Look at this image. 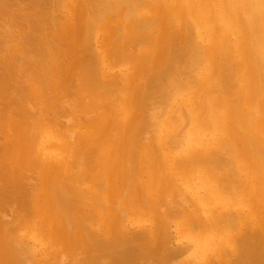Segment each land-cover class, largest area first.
<instances>
[{
	"label": "bare ground",
	"instance_id": "6f19581e",
	"mask_svg": "<svg viewBox=\"0 0 264 264\" xmlns=\"http://www.w3.org/2000/svg\"><path fill=\"white\" fill-rule=\"evenodd\" d=\"M60 2L66 10V15L63 16L67 28L78 32V39L82 45L86 42L87 50H79L80 48L76 47L77 38L75 36L70 37L67 35L68 33L64 32L62 40L57 35L59 36L58 44H65L70 50L85 51L86 53L83 55L80 52L71 56L74 63L84 64V70L81 68L82 71H80V73H84L78 77L79 94H76L83 99V106L80 104L82 100L78 102L76 98L74 99L76 95H65L61 82L63 77L60 78L59 75L46 74L48 76L46 77L49 78L48 81L44 76L39 78L36 76L37 80L35 74L28 78L29 80H24L23 77V85L20 84L22 83L21 78L18 77V75L22 76L19 74V70L22 72L21 69L33 67L39 56L44 57L47 72L51 68L56 70L59 68L55 53H47L45 50L48 51V43L50 44L47 34L52 26L57 24L58 16H54L55 9L53 8ZM24 3L26 2L22 3L19 0H0V71L5 72V74L0 72V132L10 133L14 129H20L21 125L15 123L13 119L20 115L21 118L23 117L21 120L24 123L26 118L24 116L27 114V122L25 121L24 124L32 126H28L31 131L28 133L29 128L26 125L22 126L25 131L20 132L19 139L25 133L27 136L30 134L34 144L32 145L31 142V147L36 148L35 144H38L41 139L47 136L49 138L53 135H61L65 139L60 141V144L64 146L63 151L72 156H79L80 158L77 157L79 161L76 163L74 161L73 164H77L74 165L76 167L79 165V169H81V164L83 169L79 172L76 171L78 174L74 175L76 168L72 166L75 169L73 168L74 172L72 170L71 172L67 161L56 164L55 162L51 163L52 157L44 158L46 164L52 166L51 174H43L42 179L40 175L37 176V180L41 179L45 185L44 190L40 191L39 196L36 192H30L36 190L37 186H32L34 189L31 190L30 185L28 188L30 191L27 193L25 187L31 183L26 180L33 178L32 176L27 177L29 174L25 176L26 173L23 170L20 171L25 160L20 161L19 153L27 146L21 145V141H18L16 137L12 138L14 141L12 139L11 141L9 139L7 143L5 141L4 146H1L3 142L0 140L2 143L0 145V150L2 148L0 154V229H2L0 231V264L40 263L34 256L36 247L28 239L26 231L19 233L20 226L16 229L18 223H25L20 218V222L18 219L16 224L18 216L15 215L19 214L20 217L23 207L20 213L18 210L16 211L18 206L15 209V215L13 214L14 207H12L16 202L20 204L31 195L36 196L38 200L41 197L42 200H46L45 202L52 200L59 212H63L62 220L66 218L64 220L66 222L67 218L71 217L70 223L73 226L76 224L74 225L72 219L77 223L89 220L96 223L101 222L103 218L97 210L101 209L100 205L103 203L112 209L114 207L117 213L122 215L123 220L117 225L109 226L107 224L103 231L101 229L100 232H96V230L92 236L89 234L91 238L89 235H84L95 240L101 250L109 253L115 251V258L107 256L108 252L96 255L90 252L88 258L85 256L86 262L134 264L136 257L141 255L143 257V254L148 253H160V255L167 256L166 258H175L176 260L184 251L192 249L194 250L193 259L199 264H264V100L261 101V98H264V0H174L171 3L166 0H31L30 7L33 11L29 10L28 13L25 11L26 9L24 12L16 8L15 4L23 6ZM28 3L29 0L27 5ZM142 8L144 9L141 10ZM81 10L82 13L76 16V13ZM72 11H75L74 14L71 13ZM7 16L9 20H7ZM101 20H106V23L100 29ZM110 25L114 26L110 27ZM99 31H105L104 41L100 48L88 49L91 48V46L88 47V43L93 40L92 38L99 36ZM52 36L54 37V35ZM4 42L12 44L11 50L3 51V48L6 47L2 48ZM145 45L152 47L153 57L146 58L151 56L148 55L150 52H147V55L144 53L146 56L142 53L143 48H146ZM92 46L94 45L92 44ZM92 52L93 54H90ZM91 55H94L93 60ZM163 58L167 59L161 62ZM134 60L139 61L132 64V67H128L126 73L123 72L126 74L125 77L119 73L120 77L114 76L116 80H108L116 71L114 68L117 65L134 63ZM155 81H160L161 86L165 85L164 81L167 84L163 87L165 89L164 96L159 99L161 103L158 102L155 105L159 111L156 110L155 115H153L155 112L153 111L150 115L151 110H147L148 105L152 110L155 106L152 107L149 103L154 95L150 91L149 85L153 86ZM7 85L13 89L10 93L8 91L9 94L6 93ZM233 88H238L240 95L237 94L238 97H233L235 100L230 101L228 95H231L229 92H232ZM189 90L190 92L184 97V94ZM59 94L61 96H56ZM122 94L127 96L120 97ZM62 95L65 98L68 96L72 98L69 100L68 97L65 100ZM53 97L55 99L58 97L57 101L54 99L55 102H58L57 106L63 103V100L67 102H64V106L72 101L74 108L70 103L68 106L71 109L68 106L63 109L62 104L60 109L63 111L68 109V112L73 111L74 113L77 110L82 111L81 116L84 119L79 117L82 122L89 116L95 121L102 119L103 125L99 129L100 132L96 130L95 136L90 134V129L95 124V121L92 120L88 122L86 129L76 128V123L73 124L72 120H78L80 113L77 112L78 114L75 113L74 116L73 112L70 113L73 118L75 117L74 119H70V117L68 119L70 114L66 115L67 119L64 118V113L68 112L58 109L59 106L57 108L52 100ZM91 98L93 103L90 102L92 104L90 106L87 102ZM106 98L108 101L104 100ZM180 98L183 102L182 106L175 105L178 102L176 100ZM50 99L55 106L51 105L50 107ZM85 99L88 100L87 107L86 103L84 104ZM75 100L78 104L77 110L74 111L76 109ZM78 100L80 99L78 98ZM133 100L135 104L132 103ZM147 101L148 105H146ZM107 102L120 104L121 108L117 111V117H124V123L113 135L114 137L111 136L110 131L112 132L118 124H116V120L112 121L114 113L106 105L103 106ZM109 104L108 106L111 105ZM49 107L51 111L48 110ZM52 107L56 108L55 112L54 109H51ZM28 109L32 113H28ZM211 109L213 112L209 113ZM249 109L251 110L248 112ZM56 110L58 113L59 110L61 111L60 117L64 116L62 119L58 115L59 120L65 122L66 129L58 127L57 124H60L61 120L56 119L58 114H55ZM89 111L94 118L88 114ZM168 112H170V116L167 115L169 117L165 118L163 122L161 119L159 123V116L156 115ZM83 113L89 116L82 115ZM148 117L157 122L155 121V123L153 120L154 123H152L151 118L148 120ZM207 117L210 121H207ZM28 119L30 120L28 121ZM40 120L41 123L38 122ZM176 125H179L180 129H176ZM212 126H216L215 136H212L213 139L206 143L204 141L207 135L214 129ZM13 127L16 128L12 129ZM222 130L227 134V137H223L225 139L216 134L217 131L222 132ZM104 136H106V141ZM180 136L183 140L185 137L189 139L190 150L193 154L198 155L199 152V156L205 155L207 158L203 161L199 159L198 163L178 162V160L174 163H166L165 159L174 148L182 143L178 141ZM99 137H104L105 142L108 139L109 142L110 138L113 141L108 148H100L97 142ZM99 141H103V139ZM221 141L226 145L220 144ZM94 144L96 145L94 146ZM58 148L59 145L54 140H49L42 144L40 150L44 155V152ZM32 150L34 151V148ZM32 150L30 148V155ZM190 150L185 148L183 153L189 152L190 154ZM150 151L152 155H154V151L159 153L158 160L161 164L156 167H153L155 162L153 163V159L150 158ZM93 153L94 155L99 154L103 159L108 157L109 164L115 168L114 173L110 170L107 171L108 167L102 166V157L100 158L99 155L93 157ZM72 156H70L71 159ZM33 157L34 152L29 156L30 159L26 160L28 169L29 165L33 166L31 165L34 161L31 160ZM154 160L156 161L155 158ZM35 162L38 164L37 161ZM79 162L81 163L79 164ZM201 164H203L202 167H200ZM37 168L39 169V167ZM32 170H30L31 174L34 172ZM164 170L169 171L172 179L181 184V188L188 181H198L203 184L204 190L207 191L204 194L206 202L215 206L214 212L211 214L214 224L211 222L212 218L208 220L205 217L206 214L202 208L200 210L204 216L198 212L199 210L195 211L191 205L187 207L189 209L191 207L193 212L184 208L186 203L183 201L184 207L179 204L175 205L177 202L173 204V207H169L173 197L178 195L177 199H179L181 192L179 193V189H175L176 193H173L174 190L169 191L170 188L164 189L162 185L158 184L156 173ZM20 172L25 175H21ZM98 173L104 175L103 181L102 177H98ZM83 178L84 180H82ZM220 181L224 183L222 187H219ZM83 182L88 185H82ZM38 185L40 186V184ZM79 185L84 190H78ZM185 185L194 190L195 195L199 197L200 192L194 182ZM181 188L180 191H182ZM50 189L54 190L53 196L48 195L50 192L47 193ZM156 193L171 196V200L169 198L166 202V204L170 202L169 206L167 205L169 208L163 205L166 198L162 196L161 198H164L165 201L160 202L159 199L160 204H155V207L145 202L150 207L159 208L158 211L146 208L147 215H145L143 214L144 210H136V205L140 200L145 201L148 194ZM180 196L183 198L182 195ZM187 199L184 201L187 202ZM90 202L92 205L96 204L94 206L96 209ZM152 202L154 204V201ZM53 203L50 202V205ZM10 204L12 206H9ZM188 204L190 203L188 202ZM87 205L92 206L93 212H91L92 208L87 211ZM163 206H166L167 209H163L165 208ZM26 207L28 208V206ZM10 211H13L11 212L13 216ZM67 211L70 214L69 217H67ZM59 212L58 216L61 213ZM26 215L27 218L31 217L30 213ZM11 219H15V223L12 222L16 226L9 224ZM117 219L119 218L117 217ZM136 219H139L142 225L146 224L148 219L155 220H152L151 227L146 224L145 228L129 230L127 223ZM176 221L180 224V227L177 226L179 238L187 239L188 241H184L186 244H182L181 241L174 244V238L169 229ZM68 225L71 224L68 223ZM199 226L200 228L204 227V230L198 229ZM69 228L71 227L68 226L67 230ZM80 228L78 229L80 230ZM171 228L173 229V227ZM167 229L169 231L161 239L160 244L147 248L148 243L156 240L155 238L153 240V236L162 234ZM42 230L41 234L43 235L46 233L45 225ZM87 230L83 232L86 234ZM88 232L91 233L89 230ZM65 238L68 243L72 240L68 235L64 236ZM79 248L78 251H80ZM95 249L96 247H94ZM230 250L232 255L238 253L235 259L234 257L227 258ZM226 252L227 254H225ZM65 253L67 254V252ZM25 255L27 256L25 257ZM61 258H63L62 255L59 259L62 264L67 261L65 257L66 261ZM74 258V261L77 260L78 255ZM79 260L73 263L78 264ZM54 262L53 260L52 263L47 262V264ZM189 262L186 264H194Z\"/></svg>",
	"mask_w": 264,
	"mask_h": 264
},
{
	"label": "rangeland",
	"instance_id": "374dc122",
	"mask_svg": "<svg viewBox=\"0 0 264 264\" xmlns=\"http://www.w3.org/2000/svg\"><path fill=\"white\" fill-rule=\"evenodd\" d=\"M14 1V0H13ZM20 2H26V3H24V5L22 6H17V4H15L16 5V8L18 9V10H20V11H24L25 9V11H27V13H28V11L30 10H32L33 11V9L30 7L31 5H30V3H31V0H29V3H28V5H27V2H28V0H19ZM168 3H171L172 1H174V0H166ZM27 6V7H26ZM23 7V8H22ZM64 7V6H63ZM63 7H62V2H60V3H58L56 6H55V8H53V9H55L54 10V16L55 17H57V24L55 25V26H52V28L50 29V31L48 32V34H47V37H48V39H49V41H50V44L48 43V46H49V49H48V51H46L45 50V52H53V53H55V57H56V59H57V61H58V64H59V68L56 70V69H54V68H51V70L50 71H48L47 72V70H46V66H45V63H44V57L43 56H39V57H37V61L35 60V62H34V65H33V67H30V69H33V70H30V69H21V71L22 72H20V70H19V74L20 75H22L21 77L18 75V77L19 78H21L20 79V81L22 82L23 81V77L25 78L24 80H29L28 78H31V76H33L34 74V76L36 77V76H38V78L40 77V76H44L45 78H46V81H48V79L49 78H47L48 76V74H53L52 76H57V75H59V77L60 78H62L63 77V79L61 80V82H62V84H63V90H64V92L66 93H63V94H65V95H76V94H79V85L78 84H80V82L78 81V77H80V74H82V73H84V72H82V73H80V71H82V70H84L83 69V63H80V64H78V62L77 63H74L73 61H72V58L73 57H71L72 55H74L75 53H80V52H82V54L83 55H86V53H85V51H73V50H70L65 44H58V40H59V36H60V38L62 39V38H64V32L65 33H68L67 35L68 36H75L76 38H77V44H76V47L79 49V50H83V49H86V42L84 43V45H82V43L80 42V40L78 39V32L77 31H73L72 29H68L67 28V24L65 23V18H64V16L63 15H66V10H65V7H64V9H63ZM21 8V9H20ZM31 8V9H30ZM61 8V9H60ZM144 8H142L141 10H143ZM63 10H65L64 11V13H62V11ZM24 11V12H25ZM145 11V10H144ZM74 12L75 11H72L71 13L72 14H74ZM82 13V10H81V12L79 11L78 13H76V16L77 15H79V14H81ZM1 20V19H0ZM7 20H9V18H8V16H7ZM105 23H106V20H104V21H100V29L105 25ZM114 23V22H113ZM112 25H110V27H111ZM114 26V25H113ZM112 26V27H113ZM61 30H65V31H61ZM98 33H100L99 34V36H97V38H92L93 40H91V42L93 41L94 43H88L89 44V46L88 47H90L91 46V48H88V49H98V47L100 48V46H101V44H102V42L104 41V34H105V31H99ZM52 35H54V37L52 36ZM57 35H59V36H57ZM99 39V40H98ZM63 40V39H62ZM8 44V45H7ZM91 44V45H90ZM92 44L94 45V46H92ZM2 48L4 47V46H6L5 48H3V51L5 50V51H8V50H11V43H2ZM97 45V46H96ZM152 45H153V43H152ZM154 46V45H153ZM96 47V48H95ZM144 47H146V48H148V49H146V48H143V50H142V53L144 54H146L147 52L149 53L150 52V54H148V55H151L150 57L148 56V57H146V58H151V57H153V53L151 54V51L153 50L152 49V47L151 46H149V45H145ZM87 50V49H86ZM93 50V51H94ZM149 50V51H148ZM96 52V51H95ZM90 54H93V52L92 53H90ZM144 54V55H145ZM147 55V54H146ZM145 55V56H146ZM92 56V60H93V57H94V55H91ZM167 58H163V59H161V62H163L162 60H166ZM34 60V59H33ZM143 60V59H142ZM135 61V60H134ZM139 60H136L134 63H130V64H123V66L121 65V66H119V65H117L115 68H114V70H116L114 73H112V76H110L109 77V79L108 80H112V79H115L116 80V78H118V77H120V75L122 76V77H125L126 76V72H127V68L128 67H132V64H135V63H137ZM35 63H36V65H35ZM22 67V66H21ZM81 68H82V70H81ZM121 69V70H120ZM123 70V71H122ZM0 72H3L4 74H5V72L2 70V71H0ZM116 72H118V73H116ZM123 72H125V73H123ZM2 73V74H3ZM120 73V75H118ZM47 74V75H46ZM124 74V75H123ZM116 75H118V76H116ZM26 76V77H25ZM28 76H30V77H28ZM47 76V77H46ZM116 78H115V77ZM72 77H74V78H72ZM121 77V78H122ZM38 78L36 77V79L38 80ZM120 78V79H121ZM35 79V78H34ZM35 79V80H36ZM3 80H7V81H9L8 79H3ZM167 81V80H166ZM166 81H164V83H165V85L163 84L162 86H161V83H160V81L159 82H157V81H155V83H154V85L152 86L151 84L149 85V87H150V91L152 92V94H154V95H152V98L150 99V101H149V103H150V105H152V107L153 106H155L158 102L159 103H161L160 101H159V99L161 98L162 99V97L164 96V91H165V89L163 88L164 86H166V84H167V82ZM24 82V81H23ZM23 82L22 83H20L21 85H23ZM41 82H42V80H41ZM79 82V83H78ZM78 83V84H77ZM157 84V85H156ZM43 85V84H42ZM76 85V86H75ZM67 86V87H66ZM7 87L9 88V85H7ZM8 88H6V93L7 94H9L10 92H12V88H11V86H10V88L8 89ZM46 89H47V87H45ZM65 88V89H64ZM68 90H67V89ZM71 88V89H70ZM8 89V90H7ZM94 89V88H93ZM235 89V90H234ZM67 90V91H66ZM77 90V91H76ZM234 90V91H233ZM8 91H9V93H8ZM48 91H49V89H48ZM68 91H69V93H68ZM232 92H229L231 95H228V98H229V100L230 101H232V99H233V97H238V95L237 94H239L240 95V92H239V89L238 88H233L232 90H231ZM188 92H190V90L189 91H187L184 95V97H186V95L188 94ZM74 93V94H73ZM91 93V92H90ZM228 93V94H229ZM234 93V94H233ZM60 94H62V93H60ZM56 95V96H61V95ZM92 94V93H91ZM219 94H222L221 92H219ZM126 94H122L120 97H126L125 96ZM157 95V96H156ZM0 96H1V94H0ZM63 97H64V95H62ZM68 96V97H69ZM73 96V97H74ZM91 96V95H90ZM55 97V96H54ZM53 97V101H54V98ZM68 97H66V98H68ZM58 98V97H57ZM55 99L56 101L58 100V99ZM59 98H61V97H59ZM65 98V97H64ZM66 98H65V100H66ZM70 98H72V97H69V100H70ZM76 98V100L78 101V102H80L81 100V102H80V104H81V106H83L82 105V103H83V99H81L78 95H76L75 97H74V99ZM78 98L80 99V100H78ZM83 98V97H82ZM90 98V97H89ZM88 98V99H89ZM158 98V99H157ZM73 99V100H74ZM86 99H87V97H86ZM85 99V101H84V104L88 101V100H86ZM61 100H63V99H61ZM60 100V101H61ZM65 100H63L64 102H65ZM68 100V99H67ZM76 100H75V102H74V104H76ZM92 100V98L87 102L88 103V105H92L90 102H92L91 101ZM104 100H107L108 101V98H106V99H104ZM103 100V101H104ZM233 100H235V98L233 99ZM264 100V98H261V101H263ZM50 101H51V99H50ZM148 101L146 102V105H148L149 103H148ZM154 101H156V103H154ZM178 101V102H177ZM55 102V101H54ZM54 102H53V104H52V101L51 102H49V104H50V107H51V105L52 106H55V104L57 103L58 104V102H55V104H54ZM64 102L63 103H61L62 104V108L63 109H65L64 107H66L67 108V106L70 104V103H72V101H70V103H68V105L67 106H64L63 104H64ZM176 104L175 105H177V104H179L180 106H182V104H183V102H182V100H181V98L180 99H177L176 100ZM65 103H67V102H65ZM87 103L85 104L86 105V107L88 106L87 105ZM90 103V104H89ZM93 103V102H92ZM132 103H134V100L132 101ZM57 104H56V106H57ZM59 104H60V102H59ZM61 104L60 105H58L59 106V108H58V106H57V108L58 109H60V107H61ZM78 104V103H77ZM77 104L76 105H74L75 106V108L76 109H74V111L75 110H77ZM108 102H107V104L106 103H104V105L103 106H105L106 105V107H108L109 108V110L110 111H112L113 113H114V115L112 116V121L114 122L115 120V122H116V124H118V125H116L115 126V129H113V131L111 132L110 131V133L112 134L111 136L112 137H114L113 135H115L118 131H119V129L121 128V126H122V124L124 123V117L123 116H121V117H117L118 115H117V111H118V109H120L121 107H120V104L119 105H117V104H115V103H110L109 105L110 106H108ZM135 104V103H134ZM70 105H72V107H73V103L72 104H70ZM84 105V106H85ZM114 105V106H113ZM118 106V107H117ZM50 107H49V109L48 110H50ZM68 107H70V106H68ZM85 107V108H86ZM147 107V106H146ZM74 108V107H73ZM79 108V107H78ZM84 108V109H85ZM89 108V107H88ZM114 108V109H113ZM156 108H158V107H154V109L152 110V108L148 105V107H147V110H151L150 111V115H152V112L153 111H155V112H153L154 114L153 115H155L156 114V110H158L159 111V109H156ZM31 109V108H30ZM52 110L54 109V112H55V107H52L51 108ZM63 109H60L61 111H63ZM69 109H71V107L69 108ZM81 109V108H80ZM79 109V110H80ZM33 110V109H32ZM59 110V113L61 112ZM87 110V109H86ZM135 110V109H134ZM251 109H249V110H247L248 112L250 111ZM30 110L28 109V113H32V111H30ZM34 111V110H33ZM51 111V110H50ZM50 111H49V113H50ZM57 112L55 113V114H57L58 113V110H56ZM66 111V110H65ZM65 111H63V112H65ZM88 111V110H87ZM87 111H85V113H87ZM148 111V112H149ZM35 112V111H34ZM33 112V113H34ZM54 112H53V114H54ZM66 112H68V109H67V111ZM73 112V111H72ZM72 112H68V113H64V115H65V117L64 118H66V115H68V114H70V113H72ZM77 112H79L80 114H78ZM77 112H75V113H77L79 116H78V120H79V123H78V120H76L75 119V121H73L72 120V122H73V124H75L76 123V128H80V129H86L87 128V125H88V122L89 121H91L92 119L90 118V116L89 115H93L92 113H91V111H89L90 113H88V114H85V113H83L82 115H87V116H89V118L87 117V120H85V121H83V122H85V123H83L81 120H80V118H82L83 116H81V113H82V111H78L77 110ZM161 113H162V111H160ZM211 112H213V109H211V111L209 112V113H211ZM57 114L56 115V119H58V121H60L59 120V117H60V114ZM74 113V112H73ZM75 113L73 114V116L75 115ZM160 113V114H161ZM29 115V114H28ZM58 115H59V117H58ZM72 114H70V116L68 115V119H69V117H70V119H74L73 118V116H71ZM167 115H169L170 116V112H168V113H164V114H161V115H159V113H158V115H156L157 117L159 116V123H160V120L162 119V121L161 122H163L164 120H165V118H167V117H169V116H167ZM77 116V115H76ZM145 116H147V115H145ZM24 117H26L25 119H24V123H26L27 122V118H28V116H27V114H26V116H24ZM30 117V116H29ZM35 117V116H34ZM33 117V118H34ZM37 117V116H36ZM58 117V118H57ZM63 117H60V118H62L63 119ZM72 117V118H71ZM80 117V118H79ZM93 118H94V116H92ZM96 117V116H95ZM152 118H153V116H151ZM151 117H148V120L151 118ZM162 117V118H161ZM15 119H13V121L15 122V123H17V124H19V125H21L20 127V129H14V128H16V127H13L12 129H14V130H12L10 133L9 132H6V133H3V132H0V140H1V142H3V144L2 143H0V145L1 146H4V144H6L7 143V141L10 139V141H11V139L12 138H14L15 139V137L16 138H18V141H21V145H23V146H27L26 147V149L24 148V149H21V151H19V153H20V161L21 162H23L24 160H25V163L23 164V166L20 168V171L21 170H23V172H25L26 173V175H25V173H23V172H20V174L21 175H25V176H27V174H29L27 177H29V176H32V180H28L27 178H25V179H27L26 181H30L29 183H31V184H29L28 182H26V181H24L25 183H28L29 185H27L26 187H25V189H27L26 190V192L27 193H29V186L31 185V187L32 186H37V187H39V188H37L36 186V190L34 189V187H32V188H30L31 190L32 189H34V190H32V191H30L31 193L32 192H36L39 196H40V191H42V190H44V187H45V185L41 182V179H42V175L43 174H51L52 173V166L49 164V165H47L46 164V162H45V159L44 158H47V157H52V159H51V163L53 162H55L56 164H57V162L59 163V162H61V161H67V163L69 164V169H70V171L72 170L73 172H74V169L76 168H78L79 167V165H78V167H76V166H74V165H77V164H73L74 163V161H75V163L76 162H78L79 161V156H72V155H70V153H68L67 154V152H65V151H63V145H61L60 144V141L61 140H65L61 135H53V136H51V137H49L48 138V136L47 137H45V138H43V139H41L40 141H39V143L38 144H35V146H36V148L35 147H31L32 145H34L33 144V142L31 141L32 139V136H29L30 134H28V136L26 135V133H25V135L21 138L20 137V139H19V134H20V132H24L25 130H24V126L26 125V124H24L23 123V121L21 120L22 118H21V116L20 115H17L16 117H14ZM146 118V117H145ZM152 118H151V122L152 123H154L156 120H154V122H153V120H152ZM154 118H156V117H154ZM30 119H31V117H30ZM30 119H28V121L30 120ZM40 119V118H39ZM67 119V118H66ZM66 119H65V121H66ZM82 119H84V117L82 118ZM86 119V118H85ZM96 119V118H95ZM187 120V119H186ZM210 121V119L207 117V121ZM26 121V122H25ZM77 121V122H76ZM92 121H95L94 119L92 120ZM96 121H97V119H96ZM96 121H95V124H93L94 126L90 129V134L91 135H93V136H95V131L96 130H98L99 132H100V130L99 129H101L100 127L103 125V122H102V119H100V121L98 120L97 121V123H99L98 125L96 124ZM184 122H185V120H183ZM38 122H40L41 123V120L40 121H38ZM101 122V123H100ZM118 122V123H117ZM121 124H120V123ZM150 122V123H151ZM157 122V121H156ZM155 122V123H156ZM183 122V123H184ZM67 123V122H66ZM147 123V122H146ZM151 123V124H152ZM208 123V122H207ZM37 124H39V123H37ZM49 125H51V124H49ZM52 125H53V123H52ZM58 125V127L60 128V129H64L65 127H64V125H65V122L64 121H62L61 120V123L60 124H57ZM23 126V127H22ZM28 126H30L29 124H27L26 125V127L27 128H29ZM56 126V125H55ZM189 126V125H188ZM187 126V127H188ZM30 127H32V126H30ZM176 127V129L178 128V129H180V127H179V125H176L175 126ZM214 129H213V131H212V129H211V131L213 132H211L209 135H207V137H206V139H205V141L204 142H206V143H208L209 142V140H212L213 139V137L215 136V127L216 126H212ZM18 128V127H17ZM26 128V129H27ZM76 128H75V130H76ZM93 128H94V130H93ZM66 129V128H65ZM23 130V131H22ZM30 128H29V132L28 133H30ZM109 134V131L107 132V135ZM216 134H218V135H220L221 136V138L222 139H225V138H223L224 136H226L227 137V134L224 132V130H222V132L221 131H217V133ZM60 136V137H59ZM101 136V135H100ZM213 136V137H212ZM3 137V138H2ZM31 137V138H30ZM62 137V138H61ZM105 137V141H106V136H104ZM104 137L102 138V137H99V140H101V139H103V141H97L98 142V145H99V147L100 148H108L111 144V141H113V139L112 138H110V141L108 142V140H107V142H105L104 141ZM14 139H12L13 141H14ZM49 140H54L58 145H59V148L58 149H56V150H49V151H46V152H44V155H43V153L41 152V150H40V147L42 146V144H44L45 142H47V141H49ZM5 141H6V143H5ZM23 141V142H22ZM178 141H181L182 143L181 144H179L176 148H174L173 149V151H172V153L165 159V162L166 163H174V162H176L177 160H178V162H184V161H190V162H197L198 163V161H199V159H200V161L202 160L203 161V159L205 160V158H207V156H199V152H198V155H196V154H193L192 152H191V150H190V142H189V139L187 138V137H185V139L183 140V138H182V136H180L179 137V140ZM31 142H32V145H31ZM102 142H104V143H102ZM106 143V144H105ZM223 144L224 142H220V144ZM109 144V145H108ZM96 144H94V146H95ZM188 145V146H187ZM224 146L226 145L225 143L223 144ZM223 146V147H224ZM228 146V145H227ZM181 147V148H180ZM30 148H31V150L34 148V157H33V159H31V160H34V161H32V163L33 164H31V165H33V166H30L29 165V169L31 170V169H33L32 171H37V170H40L39 172L41 173V174H38L39 172H32V174L30 173V170L28 169V167H27V163H26V160H28V159H30L29 158V156H31V155H33V152H32V154L30 155ZM185 148H189V150H190V154H189V152L188 153H183V150L185 149ZM223 149H225V147L223 148ZM1 151H2V148H1V150H0V154H1ZM24 151V152H23ZM35 151H36V153H35ZM195 151H197V150H195ZM26 152V153H25ZM153 152V151H152ZM150 153H151V151H150ZM157 155H156V154ZM154 155H156V156H154V155H152V153L150 154V158L151 159H153V167H156V166H158L159 164H161V162L158 160L159 158H158V154L159 153H157V152H155L154 151V153H153ZM24 155V156H23ZM99 155V154H98ZM98 155L97 154H95L94 155V153H93V157L95 156V157H98ZM70 156H72L73 158L71 159V157ZM154 156V157H153ZM77 157H79V158H77ZM99 157L101 158L102 156H100L99 155ZM153 157V158H152ZM22 158V159H21ZM77 158V159H76ZM154 158L156 159V161L154 160ZM191 158V160H189V159ZM231 158H233V157H231ZM102 159H103V157H102ZM187 159V160H186ZM197 159V160H196ZM195 160V161H194ZM35 161H37V163L38 164H36V162ZM110 160H109V158L107 157L106 159H103L102 160V166H104V168H107V171L108 170H110L112 173H114V170H115V168H112V165L111 164H109L110 162H109ZM199 161V162H200ZM16 163V162H15ZM45 163V164H44ZM81 162H79V164H80ZM73 164V165H72ZM37 165H39V166H37ZM43 165V166H42ZM200 165V164H199ZM72 166H74L73 168H72ZM203 166V164H201V166L200 167H202ZM34 167H39V169L37 168H34ZM199 167V166H198ZM51 168V169H50ZM80 168L81 169H75V173H76V171H82V169H83V166H81V164H80ZM104 168L102 167V169L104 170ZM35 169V170H34ZM71 171V172H72ZM78 172L76 173V174H74V175H77L78 174ZM23 173V174H22ZM31 174V175H30ZM38 174V175H37ZM104 174V173H103ZM39 175L41 176L40 178L41 179H38L37 180V176L39 177ZM73 175V174H72ZM156 175L158 176V184H160V185H162L163 186V188L164 189H169L170 188V190L169 191H173V193L175 192V189H179V199H177V197H178V195L177 196H175V198L173 197V200H171V196H168V195H166V194H162V193H156V194H154V195H149L148 194V197L145 199V201L144 200H140L139 202H138V205H136V210H144V213L143 214H145V215H147V211L145 210L146 208H150V209H152V210H159V208H154L155 207V204H160L159 203V199H160V202H164L165 201V199L164 198H166V201H165V203L163 204V205H168L169 206V204H170V202H171V205L169 206V207H173L174 205L173 204H175L176 202V204L175 205H180V206H182V207H184L185 205V207L184 208H188L187 210H189V211H198V212H200L201 213V210H200V208H202V209H204V211H205V214H206V218H208V220H211V218L213 219V221L211 220V222L214 224L215 222H214V218H213V216L211 217V214H213V212H214V205H212V204H210V203H207L206 202V199L204 198V194H206L207 193V191H205L204 189V186H203V184L202 183H199L198 181H188L187 183H184L183 185H182V187L183 188H181V184H179L178 182H176V181H174L173 179H172V177L170 176V173H169V171H167V170H164V171H162V172H158V173H156ZM103 176L104 175H101L100 173H98V177L99 178H103ZM23 178H24V176H23ZM101 178V180L103 181L104 180V178L102 179ZM40 180V181H39ZM82 180H84V178L82 179ZM85 181H86V179H85ZM118 181V180H117ZM192 182H194V184H195V187L196 188H198L199 189V192H200V194H199V197H197L196 195H195V193H194V190H192V189H190V188H188L185 184H191ZM122 184L124 183V181L123 182H121ZM172 184V186H171V184ZM38 184H40V186L38 185ZM86 183L85 182H83L82 183V185H85ZM224 183L222 182V181H220L219 182V187L221 186L222 187V185H223ZM86 185H88V184H86ZM121 186V185H120ZM79 187L80 188H78L77 187V189L78 190H80V189H83L84 190V188H82V186H80L79 185ZM202 187V188H201ZM86 188V187H85ZM180 188H181V190L184 192H182V191H180ZM39 191H38V190ZM53 191L54 190H52V189H50L49 191H47V193L48 192H50V193H48V195H50V196H53L54 194H53ZM31 193H30V195H31ZM176 193V192H175ZM77 195V194H76ZM175 195V194H174ZM180 195H182V197L183 198H181V196ZM184 195V196H183ZM29 196V195H28ZM164 197V198H161V197ZM186 196H188V197H186ZM230 197H232V195H229ZM32 197H35L34 199L32 198ZM77 197V199H79V197H78V195L76 196ZM190 197V198H189ZM202 197H203V199H202ZM31 198V199H30ZM150 198V199H149ZM170 198V202H168L167 204H166V202H167V199H169ZM185 198V199H184ZM188 198V199H187ZM200 198V199H199ZM28 199V200H27ZM33 199V200H32ZM151 199H152V201H154V204H152L153 202L151 201ZM164 199V200H163ZM177 199V200H176ZM182 199V200H181ZM187 199V202L186 201H184V200H186ZM36 200V201H35ZM162 200V201H161ZM176 200V201H175ZM191 200H193V201H195V202H193V201H191ZM35 201V202H34ZM46 200H42L41 199V197H40V199L38 200L37 199V197L36 196H33V195H31V197L29 196L28 198H26L25 200H23L20 204L18 203V202H16L15 203V205L14 206H12L11 204L9 205V206H12V207H14V209H13V211H10V214H12L11 212H13V214L18 210L19 212L22 210V207H23V210H22V214H20L21 216L19 217V214H14L15 216H18L17 217V221H16V224H17V222H18V219H19V222H20V218H21V221H25V223H23V224H21V223H18L17 224V227H16V229H18V226H20V228L18 229V232L20 233V231H22V232H25L26 231V235L27 236H29V240L30 241H32L34 244V246L36 247V252H35V254H34V256H35V258H36V260L38 261V263H39V261H40V263L39 264H47V262L48 263H52L53 262V260L57 263V262H60L61 263V261L59 260L60 259V255H62V257L63 258H61L62 260H65V258L67 259V263L69 264H74L73 262H76L77 260H79L78 262V264H94V262L93 261H88V262H86V260H85V256L87 257H89V253L91 252V253H95V255L96 254H100V253H102V252H108V251H105V250H101L100 249V247L96 244V242H95V240H93V239H90L91 238V236H92V233H94L96 230V232H100L101 231V229H102V231H103V229H104V227L105 226H107V224H109V226H114V225H117L119 222H122V220H123V217H122V215L121 214H119V213H117V211H116V209L113 207V209L112 208H110V206H108V205H106L105 203H103V205H100V206H102V207H100L101 209L99 210H97L98 211V213H100L101 214V216H102V218H103V220L101 221V222H94V221H92V220H89L88 222H79V223H77L76 221H74L73 219L71 220V221H73V223H74V225L75 226H73V224L72 223H70V218L71 217H69V212H68V214H67V217H69V218H67L68 220H66V222L68 221V223L69 224H71V225H68V223L66 224V222L64 221L66 218H63V220H62V216L61 215H63L64 216V214H63V212L62 211H60L59 212V209H57L56 208V204L55 203H53V201L51 200V201H49V202H45ZM158 201V202H157ZM169 201V200H168ZM172 201H175V202H173L172 203ZM180 201V202H179ZM182 201L184 202V203H186L185 205L182 203ZM191 201V202H190ZM45 202V203H44ZM50 202L51 203H53L52 205H50ZM147 204H150V206H153L154 205V207H150L149 205H147ZM149 202V203H148ZM179 202V203H178ZM188 202L190 203V204H188ZM26 203V204H25ZM34 203V204H33ZM91 203V205H92V202H90ZM139 203H141V204H139ZM143 203H144V205H143ZM95 204V203H94ZM152 204V205H151ZM209 204V205H208ZM28 206V208L26 207V206ZM96 205V204H95ZM95 205H92L93 207L95 206ZM188 205H191V207H193V209L194 210H192V208L190 207V209H189V207H187ZM194 205V206H193ZM19 206V207H18ZM52 206H54L55 208H53ZM73 206H74V204H73ZM92 206H86L87 208V211H90V209L92 208ZM104 206V207H103ZM106 206V207H105ZM134 206V205H133ZM139 206V207H138ZM166 206H163V207H165V208H163V209H167V208H169L168 206H167V208H166ZM196 206H197V209H196ZM18 207V209H16ZM50 207V208H49ZM80 207V206H79ZM141 207V208H140ZM95 209H96V207H94ZM139 208V209H138ZM154 208V209H153ZM15 209H16V211H15ZM106 209V210H105ZM162 209V208H161ZM51 210H53L54 212L52 213V212H50ZM57 210V211H56ZM92 211L91 212H93V208L91 209ZM29 211V212H28ZM58 212L60 213V216H58ZM207 212V213H206ZM18 213V212H17ZM21 213V212H20ZM29 213H30V216L32 217V219H31V217H28L27 218V215L26 214H28L29 215ZM113 213V214H112ZM13 214H12V216H13ZM202 215H203V213H201ZM120 217H119V216ZM22 216H26L25 218H27V220H25V218L24 217H22ZM54 216H55V218H54ZM104 216H105V218H104ZM204 216V215H203ZM11 217V216H10ZM117 217L119 218V219H117ZM9 218V217H8ZM13 218V217H12ZM15 218V217H14ZM110 218V219H109ZM24 219V220H23ZM15 220V219H14ZM14 220H12L11 219V223H9V224H13L14 225V223H15V221ZM53 220V221H52ZM152 220H155V219H148L145 223L146 224H148V226L149 227H151V225H152ZM14 223H13V222ZM116 221V222H115ZM64 222V223H63ZM90 222V223H89ZM158 222V221H157ZM179 222H181V221H179ZM110 223H112V224H110ZM20 224V225H19ZM81 224V225H80ZM84 224V225H83ZM86 224V225H85ZM114 224V225H113ZM146 224H141V222H140V220L139 219H136V220H133V221H131V222H128L127 223V225H128V229L130 230H137V229H142V228H145L147 225ZM12 225V226H13ZM21 225H23V226H21ZM45 225V231H46V233H43V235L41 234V232L43 231L42 230V227ZM64 225V226H63ZM79 225L81 226V228L79 227ZM180 224H178V221H176V222H174L172 225H171V227H173V229L170 227V232H171V234H172V236H173V241H174V244L176 245V242L177 243H180V241L182 242V244L184 243V244H186V242H184V241H188L187 239H180L179 238V234L177 233L178 232V228H177V226L178 227H180L179 226ZM203 225V224H202ZM249 225V224H248ZM247 225V226H248ZM14 226H16V225H14ZM68 226H70L71 228H69L68 230H67V228H68ZM77 226V227H76ZM85 226H86V229H85ZM90 226H91V228H90ZM136 226V227H135ZM204 226V225H203ZM214 226V225H213ZM26 227V228H25ZM74 227V228H73ZM90 228V229H88V228ZM95 227V228H94ZM205 227V226H204ZM203 227V228H204ZM214 227H216V225L214 226ZM249 227V226H248ZM77 228V230H74V229H76ZM78 228H80V230L78 229ZM98 228V229H97ZM202 227L200 228V226H199V228L198 229H203ZM89 231H91V233H89L88 232V230ZM94 229V230H93ZM87 230V232H88V234H87V232H86V234H85V232H83V231H86ZM168 229H167V231H164V232H162V234H157V235H155V236H153V240H154V238L156 239L155 241H151L150 243H148L147 245H149L147 248H149V247H151V246H153V247H156L158 244H160V242H161V239L163 238V237H165L166 235H167V233H168V231H169ZM204 230V229H203ZM0 231H2V229H0ZM39 231H40V234H38L39 233ZM68 231V232H67ZM173 231V232H172ZM161 232H159V233H161ZM201 232H203V231H201ZM89 234H91V236L89 235ZM175 234V235H174ZM0 235H1V233H0ZM68 235V237L70 238H72V240H71V247H70V243H68V242H66L65 240H66V238L64 239V236H67ZM70 235V236H69ZM84 235H89V237L87 238V236H84ZM159 235H160V237H159ZM241 236V235H240ZM74 237H75V239H74ZM81 238V239H80ZM83 239V240H82ZM74 241V242H73ZM77 241V242H76ZM154 243H155V245H154ZM36 244V245H35ZM76 246H75V245ZM43 245V246H42ZM84 245V246H83ZM128 246L130 245V244H127ZM73 246V247H72ZM77 246H78V248H79V250L81 251H78V248H77ZM76 247V248H75ZM94 247H96V249L94 250ZM224 247H225V245H224ZM39 249V250H38ZM77 249V250H76ZM82 249H83V251H82ZM224 249V248H223ZM58 252V253H57ZM63 252V254H60V253H62ZM65 252H67V254L65 253ZM78 254H77V253ZM82 252H84L85 253V255H83L84 253H82ZM86 252H87V255H86ZM189 252V253H188ZM57 253V254H56ZM64 253H65V255H64ZM76 253V254H75ZM184 253V254H183ZM180 256H178V258H176V260H175V258H173V259H170V258H166L167 256H163V254L162 255H160V253H155V254H152V253H148V254H143V257H142V255L141 256H138V257H136L135 259H134V264H159V262H160V264H186V263H188L189 261L192 263H194V264H199V263H197L198 261H194V259H193V256H194V250H189V251H184ZM230 253V255H228ZM225 254H227V252L225 253ZM228 254H227V258H233L234 257V259L237 257V255H238V253H236V254H233L232 255V253H231V250L228 252ZM43 255V256H42ZM57 255H58V257H57ZM73 255H75L76 257H77V255H78V258H77V260L74 258V256ZM160 255V256H159ZM235 255V256H234ZM24 256V255H23ZM27 255H25V257H26ZM107 256H110V257H114L115 258V256H116V252L115 251H112L111 253H109L108 252V255ZM158 256V257H157ZM57 257V258H56ZM65 257V258H64ZM68 257H70V258H68ZM84 257V258H83ZM87 257V258H88ZM73 258L75 259V261L73 260ZM86 258V259H87ZM104 258H108V257H104ZM142 258H143V260H145L144 262H143V260H142ZM40 259V260H39ZM51 260V262H50V260ZM59 261H58V260ZM68 259H69V261H68ZM70 259H72V260H70ZM109 259V258H108ZM47 260V261H46ZM43 261V262H42ZM155 263H154V262ZM45 262V263H44ZM54 262V263H55ZM66 262H64L63 264H67ZM189 262V263H190ZM53 263V264H54ZM58 264V263H57ZM62 264V263H61ZM76 264V263H75Z\"/></svg>",
	"mask_w": 264,
	"mask_h": 264
}]
</instances>
